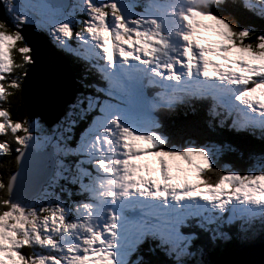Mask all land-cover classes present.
Segmentation results:
<instances>
[{
	"label": "snow or ice",
	"instance_id": "6c2138e0",
	"mask_svg": "<svg viewBox=\"0 0 264 264\" xmlns=\"http://www.w3.org/2000/svg\"><path fill=\"white\" fill-rule=\"evenodd\" d=\"M0 2V156L14 164L0 169V264H142L145 250L206 264L209 244L264 243V147L240 173L221 166L231 145L178 140L163 123L184 107L189 127L202 112L264 146V30L228 11L264 20V0H151L141 12L129 0ZM28 25L81 67L50 128L12 119L37 66ZM202 29L219 39L202 43ZM35 75L44 99L53 70Z\"/></svg>",
	"mask_w": 264,
	"mask_h": 264
},
{
	"label": "trees",
	"instance_id": "16d2710c",
	"mask_svg": "<svg viewBox=\"0 0 264 264\" xmlns=\"http://www.w3.org/2000/svg\"><path fill=\"white\" fill-rule=\"evenodd\" d=\"M228 11L232 12V14L236 16L241 27H252L257 31L264 30V20H261L251 12H247L239 8L229 9ZM66 55L70 60L68 61L71 62L74 75L78 83L81 67L74 57L69 54ZM14 59L19 62L16 57H14ZM78 90L79 83L75 93H77ZM186 110L187 109L184 107H181L170 119H164L163 123L165 131L171 133L178 140L190 138L196 143L207 144L209 146H223L225 144L231 145L235 151H224L221 156V166L227 164L236 171L243 173L252 163V161L248 159L249 153H259L261 148L264 147L258 141L251 140L250 138L238 137L234 133L227 130L215 127L209 128L207 118L202 112L195 118L199 121L198 125L196 127H189L187 122L191 120L192 117H186L184 115ZM11 111L13 112L12 119L15 120L17 119L16 113L23 111L27 116L28 110L23 103L18 104L14 109H11ZM0 169L11 173L14 169L13 158L10 156H0ZM258 241L259 240L256 242L258 243ZM243 247L245 246L240 245L236 241H232L228 244H217L215 246L209 244L207 255L205 257L206 263L209 262L208 264H215L222 255ZM141 254L143 256L142 264H165V257L159 252L152 254L145 250L142 251Z\"/></svg>",
	"mask_w": 264,
	"mask_h": 264
},
{
	"label": "water",
	"instance_id": "95a60500",
	"mask_svg": "<svg viewBox=\"0 0 264 264\" xmlns=\"http://www.w3.org/2000/svg\"><path fill=\"white\" fill-rule=\"evenodd\" d=\"M5 16L3 3L0 2V20ZM26 43L34 50L37 66L30 70L27 87L21 93L30 120L40 119L47 128L54 126L64 115L67 105L72 102L77 89V80L68 57L55 50L46 33L36 32L31 26L23 28ZM69 60V61H68ZM41 63L53 70L52 81L46 97L41 99L35 88L36 75ZM215 264H264V243L250 245L222 255Z\"/></svg>",
	"mask_w": 264,
	"mask_h": 264
},
{
	"label": "rangeland",
	"instance_id": "374dc122",
	"mask_svg": "<svg viewBox=\"0 0 264 264\" xmlns=\"http://www.w3.org/2000/svg\"><path fill=\"white\" fill-rule=\"evenodd\" d=\"M129 2H135V3L139 4L140 6L137 7L135 10H136L137 12H141V11H143V6H146V5L150 4V3H151V0H129ZM156 2H157V3H163L164 0H156ZM150 11H151L154 15H160V14H161V13H160L159 11H157L155 8H151ZM201 23H202V24H209V25L213 24L212 21H207V20H202ZM201 31H202V35L204 36V39L201 41L202 43L208 44L209 42H215V41H217V40L219 39V37L215 36L214 34H211L210 32H208V31H206V30H204V29H202ZM109 46H110V45H109ZM110 47H111V46H110ZM210 58H211V59H218L217 57H210ZM34 121H38V120H37V119H34ZM38 122H39V121H38ZM39 123H40V122H39ZM40 124H41V123H40ZM41 125H42L43 127H45L44 124H41ZM45 128H47V127H45ZM38 134H39V133H37V135H38ZM141 146H143V147H147V145L143 144V142H141ZM194 159H196V161H197L198 163L201 162L200 158H194ZM147 162H148V163H151V158H150ZM179 164H180L181 167H184V168L187 167L186 165L183 164L182 161H180ZM153 166H155V165H153ZM181 175H182L185 179H187V181L190 182V183H196V182H198V181H197V178H196V176H195L194 173H181ZM208 263H209V262H208ZM208 263H206V264H208Z\"/></svg>",
	"mask_w": 264,
	"mask_h": 264
},
{
	"label": "bare ground",
	"instance_id": "6f19581e",
	"mask_svg": "<svg viewBox=\"0 0 264 264\" xmlns=\"http://www.w3.org/2000/svg\"><path fill=\"white\" fill-rule=\"evenodd\" d=\"M69 64H71V62H69ZM77 87H78V84H77ZM75 92H76V89H75Z\"/></svg>",
	"mask_w": 264,
	"mask_h": 264
}]
</instances>
